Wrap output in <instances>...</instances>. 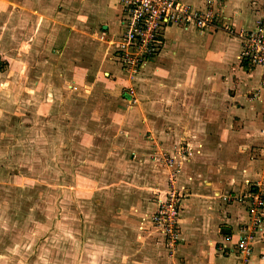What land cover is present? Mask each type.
Returning <instances> with one entry per match:
<instances>
[{
  "label": "crops",
  "instance_id": "crops-1",
  "mask_svg": "<svg viewBox=\"0 0 264 264\" xmlns=\"http://www.w3.org/2000/svg\"><path fill=\"white\" fill-rule=\"evenodd\" d=\"M181 2L206 9L205 0ZM215 12L216 28L202 33L191 25L164 27L158 52L130 79L112 46L122 30L115 0H0V161L26 154L19 158L30 163L29 153L17 148L19 138H8L17 134L19 121L35 127L40 118L50 139L45 127L70 116L54 112L63 106L57 92H75L80 115L71 120L78 137L67 121L68 127H58V138H77L80 148H90L101 136L118 138L124 146L115 145L112 152L119 149L116 155L136 161L128 171L122 168V178L103 185L115 209L108 227L124 239L116 245L125 253L120 264H241L236 248L250 223L248 205L221 197L244 196L250 186L264 185V65L238 60L241 43L232 32L264 21V0H216ZM25 105L27 115L21 111ZM179 145L191 155L178 156ZM159 154L178 162L176 187L183 194L181 241L172 252L150 222L170 171L156 165ZM8 169L0 163V183L10 177L17 178L16 186L35 182L27 174L12 177ZM27 171H33L31 165ZM252 251L249 264H264L263 227Z\"/></svg>",
  "mask_w": 264,
  "mask_h": 264
},
{
  "label": "rangeland",
  "instance_id": "rangeland-1",
  "mask_svg": "<svg viewBox=\"0 0 264 264\" xmlns=\"http://www.w3.org/2000/svg\"><path fill=\"white\" fill-rule=\"evenodd\" d=\"M21 93L24 96L26 91ZM75 94L67 96L57 92L63 106L54 112L58 118L67 111L70 116L45 127V132L51 133L50 139L42 133L40 118L36 119L35 127L33 123L19 121L18 126L15 125L17 134L8 138H19L17 148H21V153H29L30 163L19 158L26 154L13 160L4 155V162L0 163L9 168L12 177L27 174L35 182L21 187L16 186L17 178L10 177L8 182L0 183V264H120L118 260L124 261L125 253L116 246L123 243V235L107 224L108 214H114L115 209L114 204L108 203L110 193L103 185L110 178H122V168L128 171L129 165L136 161L131 158L128 162L126 154L116 155L119 149L112 152L113 146H124L123 140L118 138L98 137L90 148H80L77 138H58V127L69 126L64 122L71 121V134L76 129L71 119L80 115L77 106L81 99L75 98ZM21 111L26 114V105ZM108 130L113 128L110 126ZM99 134L107 133L99 131ZM27 135L32 142L28 141ZM74 136L78 137V134ZM108 154L107 162L103 163ZM124 158L128 164L122 161ZM84 160L88 161L82 163ZM30 165L31 173L27 171ZM156 165L160 169L165 167L158 161ZM78 181L86 185H80ZM90 184L94 186L90 188ZM91 189L95 190L93 194ZM250 189L264 194V185L250 186ZM118 194L121 196L122 192L115 193V197ZM260 226L264 229V218Z\"/></svg>",
  "mask_w": 264,
  "mask_h": 264
},
{
  "label": "built area",
  "instance_id": "built-area-1",
  "mask_svg": "<svg viewBox=\"0 0 264 264\" xmlns=\"http://www.w3.org/2000/svg\"><path fill=\"white\" fill-rule=\"evenodd\" d=\"M121 10L122 30L112 42L117 62L125 74L133 79L156 55L160 48V32L168 25L193 26L202 33L216 28L218 23L215 12L216 0H205L206 9L198 11L181 0H115ZM226 31L231 30L223 27ZM240 40L241 49L238 60L248 66L264 65V21L256 22L251 30L232 32ZM129 101L133 91L129 90ZM188 149V148H187ZM179 145L175 150L178 156L191 155ZM158 161L170 168L167 176V189L163 199L157 201L154 214L150 218L153 228L161 235L166 251L172 252L181 241L179 207L183 198L182 191L176 187L178 162L167 154H159ZM223 202H247L250 223L240 231L236 253L241 264H249L253 257L252 243L261 228L260 221L264 212V194L259 190H249L244 196L221 197Z\"/></svg>",
  "mask_w": 264,
  "mask_h": 264
}]
</instances>
